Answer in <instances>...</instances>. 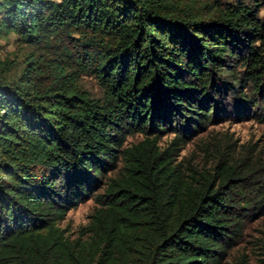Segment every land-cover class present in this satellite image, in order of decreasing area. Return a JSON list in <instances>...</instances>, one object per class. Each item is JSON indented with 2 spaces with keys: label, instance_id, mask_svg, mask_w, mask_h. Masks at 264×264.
<instances>
[{
  "label": "trees",
  "instance_id": "obj_1",
  "mask_svg": "<svg viewBox=\"0 0 264 264\" xmlns=\"http://www.w3.org/2000/svg\"><path fill=\"white\" fill-rule=\"evenodd\" d=\"M260 5L0 0V38L60 56L14 80L0 59V264H223L249 212L264 211V180L245 185L232 162L199 170L178 156L223 117L221 98L239 119L264 121ZM136 132L145 138L127 144ZM166 132L176 134L162 145ZM93 195L72 238L60 223Z\"/></svg>",
  "mask_w": 264,
  "mask_h": 264
},
{
  "label": "rangeland",
  "instance_id": "obj_2",
  "mask_svg": "<svg viewBox=\"0 0 264 264\" xmlns=\"http://www.w3.org/2000/svg\"><path fill=\"white\" fill-rule=\"evenodd\" d=\"M242 1L251 3L254 0ZM259 2L262 3L259 16L264 18V0H259ZM70 44L69 40L64 43L74 52L78 53L80 51V48H74ZM42 51L21 41L17 33L1 37L0 59L7 62L1 76L14 80L21 76L26 68L36 66V62H38V65L43 62L47 63L46 59L52 60V64L59 62L60 56L55 55L54 51L52 53L43 51V54ZM71 59L73 58L65 57L66 62H72ZM60 63L66 64L64 62ZM46 76L44 74V79H47ZM78 82L93 96H103V90L96 78L82 74ZM230 99L221 98L226 108L223 117L218 120L212 119L202 129L193 133L180 152L178 161H183L185 166L192 165L199 170H211L219 159L225 162L229 161L236 166L238 172L242 171L241 176L249 174L245 178H241L245 185L250 184L253 179L260 180L262 183L264 180V121H260L258 117L239 119L236 113L232 112L233 105L227 106ZM175 134L172 132L161 134L162 145H167ZM144 138V133L130 134L127 144L137 143ZM115 174L116 172H110L104 177H99L98 182H94L92 194L103 192L104 186L102 183L105 182V178ZM94 196L88 197L85 201L67 211L64 220L61 221V227L65 228L67 234L72 238L78 237L82 228L90 222L89 215L96 207ZM249 214L241 239L235 247L230 249L228 256L223 260V264H243L244 262L259 264L260 258H263L264 211L255 209Z\"/></svg>",
  "mask_w": 264,
  "mask_h": 264
}]
</instances>
